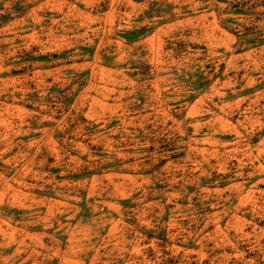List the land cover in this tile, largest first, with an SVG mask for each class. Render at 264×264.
<instances>
[{
    "label": "rangeland",
    "instance_id": "1",
    "mask_svg": "<svg viewBox=\"0 0 264 264\" xmlns=\"http://www.w3.org/2000/svg\"><path fill=\"white\" fill-rule=\"evenodd\" d=\"M0 264H264V0H0Z\"/></svg>",
    "mask_w": 264,
    "mask_h": 264
}]
</instances>
